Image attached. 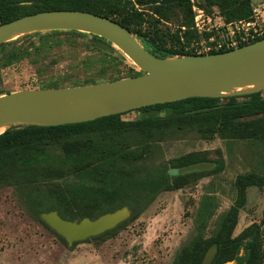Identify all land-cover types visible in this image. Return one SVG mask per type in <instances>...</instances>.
<instances>
[{
	"label": "trees",
	"instance_id": "1",
	"mask_svg": "<svg viewBox=\"0 0 264 264\" xmlns=\"http://www.w3.org/2000/svg\"><path fill=\"white\" fill-rule=\"evenodd\" d=\"M160 1L0 0V22L6 23L46 10H82L109 17L133 34L146 36L142 31L145 18L137 5L153 6L154 12L166 20L170 18V9L179 5L190 14L181 26L185 27L183 38L190 45L192 39L198 37L193 25L191 0H181L171 5H161ZM206 2L211 7L217 6L227 23L250 20L254 15L252 0ZM92 36L103 46L123 56L112 43L96 35ZM156 40L153 37V41ZM13 42L1 44L0 51H4ZM162 47L157 45L158 50L155 48L151 53L165 58L231 50L202 52L195 48L186 51L183 48L166 50ZM120 78L123 77L110 76L102 81L82 85ZM135 111L140 113V117L135 119H123V114H115L59 126L10 127L0 134V188L13 187L29 214L44 224L42 215L50 212H57L64 220L81 221L85 218L95 220L127 207L131 213L128 219L92 237L105 238L137 219L163 192L183 188L187 176L196 174L205 177L215 172L214 168L174 175L168 167L140 166L138 162L145 159L148 146L160 132L167 129H198L205 139H212L219 134L229 140L264 141V90L241 96L193 97ZM200 156V153L195 152L173 159V168L204 161L214 162ZM253 186L264 187V175L248 173L237 176L235 202L221 216L218 228L209 238L205 232L214 215L216 202L213 195H205L195 217V233L176 254L173 264H202L213 245H217V253L211 264L232 260L236 264H264V231L260 225L253 223L235 235L240 211L247 203V191ZM89 240L74 242L73 245Z\"/></svg>",
	"mask_w": 264,
	"mask_h": 264
},
{
	"label": "rangeland",
	"instance_id": "2",
	"mask_svg": "<svg viewBox=\"0 0 264 264\" xmlns=\"http://www.w3.org/2000/svg\"><path fill=\"white\" fill-rule=\"evenodd\" d=\"M252 2L254 14L264 18V0ZM190 3L198 36L190 45L183 38L185 27H181L190 14L179 5L170 9L169 20L160 18L151 5H137L145 18L142 31L146 33L136 35L138 41L151 52L157 45L166 50H202L211 38L222 39L231 22H226L219 8L209 6L206 0ZM153 37L157 40L153 41ZM140 72L130 58L103 46L92 34L40 32L20 37L0 51V95L26 89L78 86ZM122 114L123 119L140 117L135 110ZM147 149L145 159L138 162L142 167L164 166L172 171L173 159L198 152L200 157L214 161L211 163L215 172L205 177L187 176L183 188L163 192L143 214L115 234L88 237L89 241L77 245L45 219L46 224L34 219L13 187H1L0 264H173L176 254L195 233V217L205 195H213L216 202L205 232L209 238L218 228L221 216L235 202L237 176L264 175L262 140H229L219 134L205 139L198 129H167L157 134ZM253 223L264 231V187L248 189L235 235Z\"/></svg>",
	"mask_w": 264,
	"mask_h": 264
},
{
	"label": "water",
	"instance_id": "3",
	"mask_svg": "<svg viewBox=\"0 0 264 264\" xmlns=\"http://www.w3.org/2000/svg\"><path fill=\"white\" fill-rule=\"evenodd\" d=\"M181 0H161L171 5ZM49 31H79L104 38L130 58L142 72L111 81L71 87L26 89L0 95V134L14 125L59 126L93 121L143 107L193 97H230L264 90V38L223 52L157 57L119 22L89 11L46 10L0 22V45L25 35ZM204 161L174 168V175L210 170ZM125 207L95 220L62 219L57 212L43 214L70 242L113 229L130 217ZM213 245L202 264H211ZM223 264H236L235 260Z\"/></svg>",
	"mask_w": 264,
	"mask_h": 264
},
{
	"label": "built area",
	"instance_id": "4",
	"mask_svg": "<svg viewBox=\"0 0 264 264\" xmlns=\"http://www.w3.org/2000/svg\"><path fill=\"white\" fill-rule=\"evenodd\" d=\"M264 37V18L255 13L250 20L231 22L228 31L222 39L211 38L202 47V52L220 51L222 49H234L241 45L252 43Z\"/></svg>",
	"mask_w": 264,
	"mask_h": 264
},
{
	"label": "flooded vegetation",
	"instance_id": "5",
	"mask_svg": "<svg viewBox=\"0 0 264 264\" xmlns=\"http://www.w3.org/2000/svg\"><path fill=\"white\" fill-rule=\"evenodd\" d=\"M2 23V22H1Z\"/></svg>",
	"mask_w": 264,
	"mask_h": 264
}]
</instances>
